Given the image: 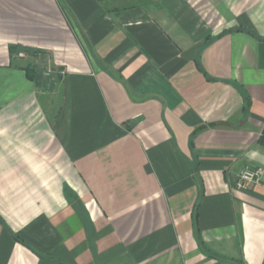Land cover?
<instances>
[{
    "label": "crops",
    "instance_id": "1",
    "mask_svg": "<svg viewBox=\"0 0 264 264\" xmlns=\"http://www.w3.org/2000/svg\"><path fill=\"white\" fill-rule=\"evenodd\" d=\"M264 0H0V264H264Z\"/></svg>",
    "mask_w": 264,
    "mask_h": 264
},
{
    "label": "built area",
    "instance_id": "2",
    "mask_svg": "<svg viewBox=\"0 0 264 264\" xmlns=\"http://www.w3.org/2000/svg\"><path fill=\"white\" fill-rule=\"evenodd\" d=\"M263 173V168H244L238 176L236 189L238 191L247 190L251 185L259 183Z\"/></svg>",
    "mask_w": 264,
    "mask_h": 264
}]
</instances>
